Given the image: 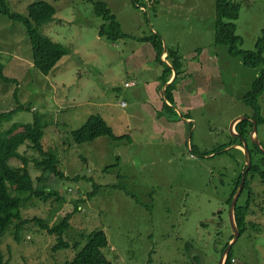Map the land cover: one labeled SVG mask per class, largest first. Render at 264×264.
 Instances as JSON below:
<instances>
[{
	"label": "rangeland",
	"instance_id": "rangeland-1",
	"mask_svg": "<svg viewBox=\"0 0 264 264\" xmlns=\"http://www.w3.org/2000/svg\"><path fill=\"white\" fill-rule=\"evenodd\" d=\"M34 1L40 0L7 3L12 11L26 15ZM43 1L56 12L37 28L69 52L48 74L40 73L33 66L24 26L0 14V63L11 79L0 81V112L14 111L5 128L41 116L47 124L42 143L55 150L57 170L65 176L50 175L42 181L47 193L55 190L59 197L33 199L21 209L28 221L19 229V240L14 226L0 236L6 264H64L71 259L73 248L54 251L55 237L31 220L38 218L51 226L68 213L70 227L64 237L83 244L81 232L102 230L107 237L102 250L112 264H200L197 254V260L189 254L191 249L203 254L204 264H217L233 233L226 199L244 164V151L240 147L205 155L201 151L229 140L233 118H252L253 110L242 96L261 66H245L228 53L226 44L214 43L215 0H102L125 34L158 33L183 57L185 75L174 85L181 88V98L159 120L157 105L165 99L157 87L161 67L154 61L151 44L128 36L114 41L100 36L103 19L88 0ZM232 1L239 4L234 21L239 47L253 50L264 30V0ZM200 65L208 70L201 72ZM207 72L208 89L195 91L199 87L195 81L204 83ZM187 98L195 100L186 103ZM258 105L260 151L249 136L247 146L252 149V163L264 168V92ZM177 109L191 117L190 125L187 117L178 121L166 117H173V112L180 115ZM93 114L101 115L116 135L126 134L129 139L101 136L75 142L72 131ZM8 138V164L22 166L12 153L22 154L38 183L42 171L32 160L42 157L30 147L23 127L17 126ZM191 146L200 151H191ZM248 187L247 220L255 228L249 225L238 235L231 247L232 264H264V181L249 173L239 203L248 198Z\"/></svg>",
	"mask_w": 264,
	"mask_h": 264
},
{
	"label": "trees",
	"instance_id": "trees-1",
	"mask_svg": "<svg viewBox=\"0 0 264 264\" xmlns=\"http://www.w3.org/2000/svg\"><path fill=\"white\" fill-rule=\"evenodd\" d=\"M94 5V12L97 16L102 17L103 23L98 29L100 36H105L109 40H117L123 37H131L139 42H148L151 44L155 53L154 61L161 67V74L159 76V87H161L170 79L173 71L175 77L172 82L165 87V101L162 104L161 111L158 112V116H162L164 111H170L171 104H174L172 90L174 89L175 82L182 79L184 74L183 57L179 53L177 48L167 46L166 63L162 59L163 54V42L160 34L151 32L148 35L143 36H129L121 30L119 21L116 16L111 12L105 1L102 0H88ZM151 1V0H148ZM154 3V2H153ZM152 3V4H153ZM56 10L52 4L47 1H34L27 6V14L12 11L7 3V0H0V14L5 15L14 22H19L24 26L25 34L27 35L31 43V56L33 66L42 74H48L57 61L69 52V49L61 43L53 41L50 37L42 34L38 26L50 21L55 14ZM239 4L232 0H215V27H214V43L226 44L228 53L231 56L238 57L242 63L248 67L261 66L259 74L252 82L251 88L242 96V101L245 105L249 106L253 110L252 118L256 120V123L260 121L259 112L260 107L258 105V98L264 92V30L261 37H259L255 44V49L245 50L239 47L241 38L236 34L235 19L238 17ZM4 64L0 63V81H11L10 78L3 73ZM169 103V104H168ZM21 107V105L19 106ZM14 111L0 112V236L5 232L7 228L15 227L14 236L19 240V229L25 224L28 219L22 217L21 209H23L27 203L33 199L45 200L49 196L59 197L57 191H51L47 193L48 186L42 183L48 176L54 175L63 178L65 175L62 171L57 170L56 165V152L53 149H45L42 143L44 135V128L46 122L42 120L41 116H34L32 123L19 124L12 123L11 126L5 128V122H8L13 117ZM173 117H168L169 120L178 121L181 116L187 117L184 113L178 115L173 112ZM252 118H245L238 121L234 130L238 135H230L229 140L219 145L212 150L201 151L202 155L209 154L231 145H242V138L248 141V136L252 128ZM22 126L26 135V138L31 141V148L37 151L42 159H33L35 168L41 169L40 176L37 177L38 183L35 184L32 174L27 167L28 160L22 154L13 152L12 155L20 158L22 166L12 167L8 164L9 155L7 154V142L10 133L17 127ZM73 139L75 142L82 143L92 141L95 138L106 136L111 140H122L128 138L126 134L116 135L113 132L112 127L104 120L99 114L90 115L87 120L77 129L72 131ZM129 139V138H128ZM253 147L260 151L259 146L251 141ZM248 148V146H247ZM191 151H200L196 147L191 146ZM228 150V149H227ZM241 151V150H240ZM251 158L252 149L248 148ZM244 164H240V172L236 175L231 190L226 199V203L229 206L232 196L239 184L242 171L244 170ZM258 175L261 180L264 181V168H261L258 164L252 163L249 169L246 171L245 180L240 195L247 187V175ZM251 194L250 187H248V198L240 202L237 199L235 205V223L239 231V236L247 230L249 225L254 224L247 220V216L250 213V199ZM90 195V194H89ZM239 195V196H240ZM80 200H77L75 204H78ZM75 209L77 206L74 207ZM71 214L68 213L57 223L49 226L43 220L38 218H32L31 220L36 222L47 232L55 237V244L52 249L67 250L73 248L75 250L71 259L66 260L64 264H112V262L106 257L103 252V248L107 245V237L102 230H95L89 234L80 233V236L86 241L81 244V240H75L71 243L70 240L64 237L65 231L70 227ZM232 234L228 237L225 244L220 250V255L223 249L227 246L231 240ZM187 249L189 246L186 247ZM193 259L197 256L192 255ZM234 254L232 248L230 249L225 264H232ZM0 264H6L4 256L0 252ZM195 264H198L196 261Z\"/></svg>",
	"mask_w": 264,
	"mask_h": 264
},
{
	"label": "water",
	"instance_id": "water-1",
	"mask_svg": "<svg viewBox=\"0 0 264 264\" xmlns=\"http://www.w3.org/2000/svg\"><path fill=\"white\" fill-rule=\"evenodd\" d=\"M162 42H163V53L166 56L167 55V45L165 44V42L163 40H162ZM166 63H168V62H166ZM173 73H174V75H173L172 80L175 77V72L173 71ZM172 80L167 81L163 85L164 86L163 91L165 90V86H168L169 83L172 82ZM164 99H165V94H164ZM245 118H246L245 116H237V117L232 119V121L230 123V132H231L230 135H232V136L238 135L234 130V126L238 121L245 119ZM251 121L253 122V125H252V128L250 130L249 137L252 141H254V143L256 145H259L258 140H257V136H256V125H257V123H256V120L254 118H252ZM241 140H242L241 146L231 145V146L224 148V150H227L231 147L242 148V150L244 151V166L245 167H244V170L242 171V175H241L239 184H238V186H237V188H236V190L232 196V199L230 201L229 210H228L229 222H230V225H231L232 230H233L232 238L228 242L227 246L221 252V255L217 261V264H225L228 253H229L232 245L234 244V242L237 240V237L239 235V231H238V228H237L236 223H235V205H236L237 199L240 195V192L242 191V188H243L246 171L249 169V167L251 165V158H250V153H249L248 148H247V142L243 138ZM192 253L197 254L199 256L200 264H204V256L200 251H198L197 249H191L189 254H192Z\"/></svg>",
	"mask_w": 264,
	"mask_h": 264
},
{
	"label": "crops",
	"instance_id": "crops-1",
	"mask_svg": "<svg viewBox=\"0 0 264 264\" xmlns=\"http://www.w3.org/2000/svg\"><path fill=\"white\" fill-rule=\"evenodd\" d=\"M153 2V1H152ZM165 59V58H164ZM165 61L167 62V60L165 59ZM199 69L201 70V72H204L205 71V69L206 70H208V68L206 67V65L205 66H203V65H200L199 66ZM187 71V73H190V74H192V72H190L189 71V69H187L186 70ZM160 72V74H161V70L159 71ZM160 74H159V76H160ZM173 75H174V73H172V75H171V77H170V79L169 80H172V78H173ZM159 76H158V78H157V86L159 85ZM207 77L208 78H206L205 79V81H204V83H202V84H200L199 85V83L197 82V80L195 81V85L196 86H199V87H196V90L195 91H197V92H199V90H204V89H208V83H209V81H210V75L208 76V72H207ZM168 80V81H169ZM191 79H189L188 81H186L185 83H187L188 85L189 84H191L192 83V81H190ZM185 81V80H184ZM207 83V84H206ZM170 84V83H169ZM203 85V87H201ZM166 87V86H165ZM182 87V86H181ZM163 88H164V86H162L161 87V89H162V92H164L163 91ZM172 94H173V100H174V102H179V98H181L180 96H181V88L179 89V87H178V89H173V91H172ZM188 99L189 98H187V102L186 103H188ZM189 100H191V99H189ZM195 99L193 98V100H191V102H193ZM181 102V101H180ZM185 103V104H186ZM162 104L163 103H160V104H158L160 107H158V105H157V115H158V112H160L161 111V108H162ZM169 104V103H168ZM190 105H193V104H190ZM186 110H188L187 108H185ZM177 110H179V109H177ZM180 111V110H179ZM182 113V111H180V114ZM158 119L160 120L161 119V116H158ZM186 122L187 123H189V125L191 124V122H192V119H191V117L190 116H188L187 117V119H186Z\"/></svg>",
	"mask_w": 264,
	"mask_h": 264
},
{
	"label": "built area",
	"instance_id": "built-area-1",
	"mask_svg": "<svg viewBox=\"0 0 264 264\" xmlns=\"http://www.w3.org/2000/svg\"><path fill=\"white\" fill-rule=\"evenodd\" d=\"M132 84H133V82L132 83H128V82L126 83L127 86L132 85ZM232 261H233V259H232Z\"/></svg>",
	"mask_w": 264,
	"mask_h": 264
}]
</instances>
